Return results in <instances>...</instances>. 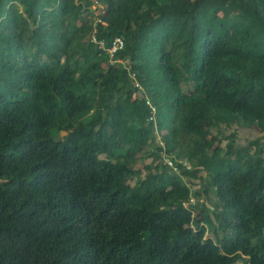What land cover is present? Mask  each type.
<instances>
[{"label": "trees", "instance_id": "trees-1", "mask_svg": "<svg viewBox=\"0 0 264 264\" xmlns=\"http://www.w3.org/2000/svg\"><path fill=\"white\" fill-rule=\"evenodd\" d=\"M98 1L0 0V264H264V0Z\"/></svg>", "mask_w": 264, "mask_h": 264}, {"label": "built area", "instance_id": "built-area-1", "mask_svg": "<svg viewBox=\"0 0 264 264\" xmlns=\"http://www.w3.org/2000/svg\"><path fill=\"white\" fill-rule=\"evenodd\" d=\"M91 6L90 9L93 14L94 18V25L101 24L105 25L106 22L102 19L103 14L105 13L104 6L98 1V0H91ZM97 27L94 26L92 33H91V41L97 45L99 49H101L104 53H106L109 57V62L111 64L115 63H123V60L116 57V53L118 50L122 49L124 46V40L121 37H115L110 45H105L104 41L98 39L96 37ZM131 77L135 80L134 86L137 87L139 90L143 91L142 85L136 80L134 73H131ZM146 104L150 108V116L148 117V121H152L155 125V133H158L157 126H156V107L151 102V100L146 97ZM158 135V134H157ZM158 137V136H157ZM158 139V138H157ZM163 160L165 163H167L170 167H172L174 170H176V164L181 163L186 168H190L191 165L186 159H178L174 160L172 156L163 153Z\"/></svg>", "mask_w": 264, "mask_h": 264}, {"label": "rangeland", "instance_id": "rangeland-1", "mask_svg": "<svg viewBox=\"0 0 264 264\" xmlns=\"http://www.w3.org/2000/svg\"><path fill=\"white\" fill-rule=\"evenodd\" d=\"M234 127V129H236V136H237V140L239 141V142H242V143H246V141L248 140V139H251V138H255L256 136H258V134L256 133V130L255 129H249V128H243V127H238V126H233ZM233 127L232 128H228V129H225V128H223L224 129V131H225V134L226 135H228L229 134V132L233 129ZM157 138H160V136L158 135V137ZM226 141H224L223 142V144L225 143ZM140 165V164H139ZM213 195H211V194H209L208 196L207 195H203L202 194V196H201V201H203V202H209L210 204H212V201H213V197H212ZM210 235V232H207L206 234H205V236H209Z\"/></svg>", "mask_w": 264, "mask_h": 264}, {"label": "water", "instance_id": "water-1", "mask_svg": "<svg viewBox=\"0 0 264 264\" xmlns=\"http://www.w3.org/2000/svg\"><path fill=\"white\" fill-rule=\"evenodd\" d=\"M238 264H240V263H238Z\"/></svg>", "mask_w": 264, "mask_h": 264}]
</instances>
